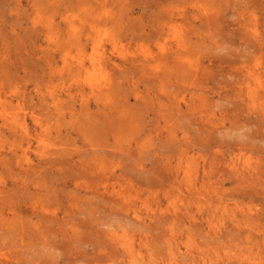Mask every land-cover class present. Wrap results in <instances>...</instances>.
Segmentation results:
<instances>
[{"label":"rangeland","instance_id":"rangeland-1","mask_svg":"<svg viewBox=\"0 0 264 264\" xmlns=\"http://www.w3.org/2000/svg\"><path fill=\"white\" fill-rule=\"evenodd\" d=\"M175 34L198 74L132 62ZM261 71L264 0H0V264L264 257Z\"/></svg>","mask_w":264,"mask_h":264},{"label":"bare ground","instance_id":"bare-ground-1","mask_svg":"<svg viewBox=\"0 0 264 264\" xmlns=\"http://www.w3.org/2000/svg\"><path fill=\"white\" fill-rule=\"evenodd\" d=\"M66 21H68V20H66ZM48 23L52 24L51 22H48ZM68 25L70 27V32H69L70 33V37L71 38L73 37L77 41H79L80 38H81L80 34H82L81 30L78 27H76L73 24V22H69ZM90 26H91V28H95V26H93V25H90ZM173 30H174V27H170L168 34H170V32L173 31ZM97 35H98V33H96L95 37H93V35L92 36L89 35V40H92V44H93L94 50H98V47H100L102 45V42H103V39L101 37L97 36ZM163 36H165V35H160L159 39H157L155 41L156 44H157V47L159 49V52L157 54L154 53V51L153 52L152 51H148L144 55H142V57L137 55L138 56L137 59H133L132 62H137V61H141V60L144 59L143 66L146 69L148 68L149 70L154 72V75H156L158 77L160 75V73H161V72H159L160 69L167 68L168 66L171 65L169 51L171 52L172 57L176 56V55H174L175 52L173 51V49H174L175 46H178L180 50H182V51H184L186 53L181 55V57L184 58L183 62H181L179 57L177 56L178 60H177V62H175V65H180L181 67L184 68L185 73L187 72V75L192 76L193 73L195 72L196 68L201 63H200V61H194L191 58V56L188 54V52H187V50L189 48V42L191 40V37L186 35L182 39V38H178L177 35L175 34L174 38L176 40V44H173L174 43L173 42V43H171V46L168 47V44H169V41H170V36L167 35V36H165L163 38L164 39L163 41H160ZM55 39L56 38H54L53 36L50 37V40H55ZM114 48H117V47L114 46ZM83 64H84V62L82 61L80 63V65L82 66ZM259 69H260V67H259ZM164 71H165V69H164ZM199 71H200V69L197 68L196 74H198ZM158 78L160 79L161 77H158ZM87 84H88V87H90L91 94H93L95 97L97 96L96 93H98V92H99L100 95H105L106 92H109V93L115 92V91H113V89H114V85H113L114 81L113 80L112 81H107L104 84H98V83H95V82H87ZM254 95L259 98L260 102L262 101L260 106H262V108L264 110V107H263L264 106V79L259 73H257V87L254 89ZM141 97L142 96L140 95L139 98H141ZM139 102H141V101L139 100ZM174 102L175 101H173V103ZM136 104H138V103H136ZM141 104H144V102L140 103L139 105H141ZM53 154H54V152L51 153V155H53ZM247 166L251 167L254 170V175H256V180H257L258 179L257 176H259V173H260V172H258L259 169L257 168V166H255L254 164H248ZM245 167H246V165H245ZM185 175H186V177H188V176L191 177V175L189 173H187V172L185 173ZM103 189L107 190V191L109 190L107 186H105ZM249 209L253 210L252 207L249 208ZM240 223H241V221H240ZM242 225H243V223H242ZM212 226L215 227V225H212ZM220 229H221V227L215 229L216 233H213V239H215V236L217 234H219L218 231ZM127 239H128V242L130 244H128V246L125 245L126 248H127L126 252L128 253V251H130L132 254H134V255H132V258L136 257V253L137 252L132 249V247L134 246V242H130L129 238H127ZM146 243H148V242H146ZM217 243L220 244L218 239H217ZM186 246H187V251L183 252V259H182V261L185 262L184 264H201V261L203 262V264L206 263V261H212L213 264H226L227 263L226 258H228V256H224V255L221 254L222 253V249H221V252H220V247L219 248H215L214 247L213 249L209 250V251H212L211 253H208V250L207 251L205 250L206 253H204V251H200L201 250V246L200 245H197V247L195 249H191V247L189 246V243ZM151 250H152L151 246H149L146 249V251H148V253L152 254L153 252H150ZM167 255L168 256L163 257L162 262L158 261V259L156 258L154 260H150V264H183L180 261L179 257L173 256L172 253H168ZM195 255L201 257L200 260L197 259V256H195ZM153 256L154 255L152 254L151 257H153ZM7 257H8L7 253L6 254L0 253V259H7ZM128 257H129V259L131 261V256L129 254H128ZM255 259H256V257H254V264H264V257H259L258 260H255ZM249 260H250V257L245 258L244 259V264H250L251 261L249 262ZM132 263H134V261ZM143 264H146V263L143 262Z\"/></svg>","mask_w":264,"mask_h":264}]
</instances>
